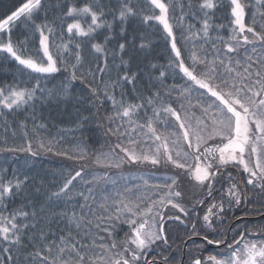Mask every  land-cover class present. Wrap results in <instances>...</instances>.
Returning <instances> with one entry per match:
<instances>
[{
    "label": "snow or ice",
    "instance_id": "1",
    "mask_svg": "<svg viewBox=\"0 0 264 264\" xmlns=\"http://www.w3.org/2000/svg\"><path fill=\"white\" fill-rule=\"evenodd\" d=\"M174 2L63 0L57 5L50 0H21L0 17V61L21 66L17 71L22 76L24 70L28 76L37 74L33 83L22 79L0 85V116L31 109L35 120L38 103L53 97L74 98L71 88L78 81L90 101L98 106L109 101L113 109L105 116L106 134L117 142L110 152L96 156L97 165L120 169L125 164H146L176 170L160 177V182L150 184L154 173H146L133 178L141 183L125 182L121 187L107 173L89 179L81 168L50 190L46 206L13 211H8L5 201L26 196L33 181L27 174L9 177L7 169L0 170V264H264V225L244 221L227 231L216 228L228 223L233 208L250 199L229 167L240 169L244 185L264 197V0L182 3L176 22L183 26L189 16L200 24L197 29L189 23L184 29L181 39L193 45L187 56L178 46L169 14ZM221 9L228 13L227 24L217 22ZM137 19L142 26L151 27L152 21L162 26V38L170 49L167 65L151 63L150 36L130 38L127 25ZM21 28L23 39L14 38ZM225 29L227 37L222 34ZM29 33L38 34L42 56L26 55ZM137 57H142L144 68L133 70L132 60ZM145 71L148 81L142 86ZM54 74L64 79L49 89L42 81ZM87 119L83 117L79 127ZM21 126L26 127L23 122ZM0 151L36 154L30 143ZM185 178L204 192L191 207L180 190ZM216 184L222 192L218 200ZM57 202L64 207L57 210ZM205 204L200 217L197 209ZM168 206L176 214L166 215L163 209ZM193 215L197 221L191 223L188 239L199 237L201 242L193 241L187 250L174 249L168 222H179L187 229ZM199 220L200 227L209 231L198 230ZM45 221L65 224L58 243L48 241ZM212 245L223 251L201 254ZM28 248L32 250L24 255Z\"/></svg>",
    "mask_w": 264,
    "mask_h": 264
},
{
    "label": "trees",
    "instance_id": "2",
    "mask_svg": "<svg viewBox=\"0 0 264 264\" xmlns=\"http://www.w3.org/2000/svg\"><path fill=\"white\" fill-rule=\"evenodd\" d=\"M115 2V0H114ZM169 2V0H166ZM187 0H175L170 8V17H172L171 22L174 24V32L177 36L180 43L178 46L182 47L183 54L185 56L189 55L190 50H192L193 45L191 42L185 43L181 37L186 35L184 29L189 23L196 25L198 29L200 24L197 23L189 16H185L183 26L178 24L175 20V17L180 15V5L186 3ZM21 0H0V17L9 14L10 11L14 10ZM52 4H61L63 0H50ZM264 11V9H261ZM187 11V9H185ZM158 12V10H157ZM228 13L221 9L216 13L218 18L217 22H223L227 24V20L224 17ZM51 15V12H50ZM250 16V13H249ZM111 21V17L108 18ZM259 20V17H257ZM246 22H250V19L246 17ZM151 27L147 25L142 26L139 23V20L130 21L127 25L128 33L131 38L133 35H148L151 38L152 47L151 49V63L156 64L157 66L167 65L170 56L169 46L166 44L163 37L162 26L158 25L157 22L152 21ZM24 31L23 28L14 32V38L19 37L23 39L21 33ZM227 37V29L222 33ZM215 35V34H213ZM251 48V45L248 46ZM28 51L26 55H39L42 56V51L39 49L38 34L33 37L29 33V41L27 44ZM199 48V42H197V50ZM257 49L259 53V44H257ZM55 52V49H53ZM243 53V49H241ZM2 55V54H0ZM255 55V54H254ZM129 59V57H125ZM139 66L141 69L144 68V62L142 57H137L132 60L133 70ZM21 66L17 65L15 62L0 61V85L11 84L14 80L20 81L25 80L28 83H33L37 74H32V76L27 75V70H24L25 74L22 76L17 69ZM154 72V70H153ZM114 76L115 73L113 72ZM64 79V76L60 74H54V77H49L48 81L43 82L49 89H52L61 84V81ZM107 79V77H105ZM176 80H179V77H175ZM148 81V72L144 73V82ZM167 83H172V74L169 71V80ZM72 99L64 98L57 100L56 98H50L45 100L43 103H38L35 109V117L32 118V111L29 109L27 112L21 110L16 113H7L5 112L4 116H0V149L8 147H20L25 146L30 143L32 152H35V155H32L30 152H8L0 151V170L7 169V175L11 177L14 173H18L21 176L27 174L33 183H30L26 188V196H17L12 198V200L5 201L8 205V211H13L21 206H25L27 210H31L33 206L39 208L42 205H47L48 201L46 195L50 190H54L56 185L62 183L64 178L69 174H74L75 171L83 168L85 175L91 179L93 176H97V171L101 176L104 175L109 169H103L101 166L97 165L95 158L101 153L110 152V148L115 146L117 138L106 134V129L108 127V122L105 119L107 114H110L113 109L109 101H105L103 106H98V102L90 101L87 98L86 90L84 86L78 81L75 82L74 87L71 88ZM75 97H82L81 100L75 99ZM83 117H88L87 121L83 122V127H79L80 122L83 120ZM25 124L26 127H22L21 124ZM43 125V127H40ZM27 132V136H25ZM43 144L44 147L40 145ZM110 147V148H109ZM51 148V151L47 149ZM118 153L119 150L117 149ZM57 153H67L68 155H59ZM84 155V159H69L68 156H80ZM235 170L240 171V169H233L229 167L228 171ZM42 182V183H41ZM226 183V182H225ZM103 182H101V185ZM223 186V189L227 188ZM39 188L40 191H36V188ZM80 183H77V189H79ZM242 187L246 188V191L249 192L251 188L246 187L242 184ZM226 190V189H225ZM99 191V188L97 189ZM256 193H248L249 197H258ZM219 194V198H220ZM251 198V199H252ZM30 202V203H29ZM59 205L58 209L63 208L64 205L60 202H57ZM258 202L247 201V211L249 214H257L264 210L258 206ZM240 207L233 208V210L228 213L227 219L230 217L231 213ZM198 210V209H197ZM245 210V209H243ZM7 214V212L5 213ZM176 214L173 212L172 215ZM254 222L256 227L264 225L263 221H248ZM171 225L170 230H168V235L170 237V242L173 244V248H181L183 246V241L187 237L188 228L186 229L178 222H168ZM243 223V221L236 222L232 227H235L236 224ZM45 230L48 232V241H56L58 243V236L62 234L61 230L65 228L64 223L58 221H45ZM229 227V222L223 225H219V231H227ZM50 229V230H49ZM123 236V233H121ZM229 240L232 238V233L229 232ZM251 239L254 237H246ZM200 242H197L199 244ZM2 246V245H0ZM193 243H189L185 250L192 248ZM31 248L24 250L23 254L27 255V252L31 251ZM194 250V248H193ZM223 251V249H221ZM56 253V248H53V255ZM15 254V253H14ZM202 255L207 256L213 254L211 250L204 248L202 250ZM3 257L0 256V260ZM185 260H188V257L185 256Z\"/></svg>",
    "mask_w": 264,
    "mask_h": 264
},
{
    "label": "rangeland",
    "instance_id": "3",
    "mask_svg": "<svg viewBox=\"0 0 264 264\" xmlns=\"http://www.w3.org/2000/svg\"><path fill=\"white\" fill-rule=\"evenodd\" d=\"M131 147H134V146H131ZM111 149H113V147H111ZM121 155H123V154H121ZM102 168L103 169H109V171L106 173L109 175L110 178H112V179L114 178L116 180H123L124 179L125 182L132 181L136 174H138L137 177H140L146 173H154V179L159 180L160 177L171 176L176 171L174 169L169 170L168 168L156 169V168H153L152 166L146 165V164H136V165L125 164L121 167L120 171H116V170H119L116 168H105V167H102ZM129 171H133V172L130 173ZM139 171H140V173H139ZM126 172H128V173H126ZM97 176H101V175L99 173H97ZM136 180H139V179H136ZM154 182L155 181L153 180L152 183H154ZM158 182H160V181H158ZM137 183H141V181L137 182ZM150 184H151V181H150ZM180 190L184 194L183 195L184 202L187 201L188 204H192L194 202L195 194L200 191V189L193 182H190L187 178L183 179V181L181 183Z\"/></svg>",
    "mask_w": 264,
    "mask_h": 264
}]
</instances>
